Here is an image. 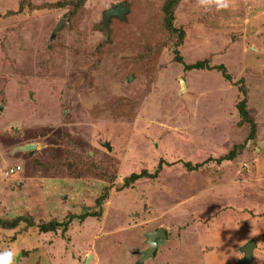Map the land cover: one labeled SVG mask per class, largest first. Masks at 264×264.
Instances as JSON below:
<instances>
[{
    "label": "rangeland",
    "instance_id": "374dc122",
    "mask_svg": "<svg viewBox=\"0 0 264 264\" xmlns=\"http://www.w3.org/2000/svg\"><path fill=\"white\" fill-rule=\"evenodd\" d=\"M80 2L0 0V251L19 249L18 264H235L254 240L250 264H264V0H180L181 43L164 0ZM116 4L128 11L105 24ZM101 195L100 218L71 217Z\"/></svg>",
    "mask_w": 264,
    "mask_h": 264
},
{
    "label": "trees",
    "instance_id": "16d2710c",
    "mask_svg": "<svg viewBox=\"0 0 264 264\" xmlns=\"http://www.w3.org/2000/svg\"><path fill=\"white\" fill-rule=\"evenodd\" d=\"M82 1H85V0H81L80 4H82ZM179 1L180 0H164L163 5H162V11H163L164 29H166L168 31V33L175 34L176 36H178V39H179L178 43H181L182 38L184 37V31H183V29L180 26L176 27L174 25V19H175L174 18V10L177 7ZM125 7H127V6H125ZM111 17L112 18H115V17L116 18H120L118 16H111ZM111 17H109V18H111ZM120 19H122V18H120ZM102 28L103 27L100 26V29H98V30H101ZM103 29L105 31V34L109 38V33H106L108 31L105 28H103ZM175 55H176L175 56L176 57V61L182 62V58H181V56L179 54V51L176 50L175 51ZM203 66H205V65L202 62H196L194 64H189V65L187 64V65L184 66V68L186 70L201 69ZM217 69L218 70H222L225 73L223 66H219ZM224 77L226 79L229 78L228 75H225ZM238 111L242 115V117L247 115V111H246L245 108H242V105H240V107L238 108ZM247 122L250 124V127H251L250 132L253 135L254 132H255V127H256L255 126V121L253 120V118L249 117V118H247ZM234 158H236V155H234V153H230L229 155H226L223 158L218 159L217 161L220 162V161H222L224 159H227L228 161H231ZM89 162L91 163L90 159H89ZM188 166H190V164H188L187 167ZM141 176L140 175H136V174H132L129 177H125L124 182H125V184L129 185V183L134 182V180L139 179ZM108 189H109L108 187L105 188V191H104L105 194L108 192ZM103 195H101L100 197L96 198V203H97V205L99 206L100 209L95 210V211H88V212H85V213H82V214H78V215L77 214H71V217L78 216V217H80L81 220H84L87 216H92L94 218H100L101 217V211H102V206L101 205L103 204V200H104ZM54 224H56V223L55 222L54 223L51 222V223H49V225L38 224L39 230L43 231V232H48L50 230H53L52 227L54 226ZM254 243H255V246H256V242L255 241H254Z\"/></svg>",
    "mask_w": 264,
    "mask_h": 264
},
{
    "label": "water",
    "instance_id": "95a60500",
    "mask_svg": "<svg viewBox=\"0 0 264 264\" xmlns=\"http://www.w3.org/2000/svg\"><path fill=\"white\" fill-rule=\"evenodd\" d=\"M128 11V8L122 4H116L115 6L110 7L105 10L103 13V21L106 24V21L111 16H118L123 18L125 13ZM59 24L55 27L56 29L59 27ZM181 83L183 85V80L181 79ZM184 86V85H183ZM33 145L27 146V148H33ZM165 236L164 230L160 227L156 231L147 232L145 234L146 242L148 244L147 248L142 251L141 261L144 259H148L154 256L155 249L161 238ZM255 247V243L253 240H248L245 244L240 247V251L242 252V257L235 264H249L252 260V250Z\"/></svg>",
    "mask_w": 264,
    "mask_h": 264
},
{
    "label": "clouds",
    "instance_id": "9594fccd",
    "mask_svg": "<svg viewBox=\"0 0 264 264\" xmlns=\"http://www.w3.org/2000/svg\"><path fill=\"white\" fill-rule=\"evenodd\" d=\"M201 5L207 8L210 5H214L217 11L228 9L230 7L229 0H201ZM19 253V249H5L0 251V264H18L16 257Z\"/></svg>",
    "mask_w": 264,
    "mask_h": 264
},
{
    "label": "crops",
    "instance_id": "0c3cea01",
    "mask_svg": "<svg viewBox=\"0 0 264 264\" xmlns=\"http://www.w3.org/2000/svg\"><path fill=\"white\" fill-rule=\"evenodd\" d=\"M255 247H256V246H255ZM255 247H254V248H255ZM241 253H242V252H241ZM252 255H253V256H252V260H251V262H252V261L254 260V258H255V257H254V249L252 250ZM249 264H250V263H249Z\"/></svg>",
    "mask_w": 264,
    "mask_h": 264
}]
</instances>
